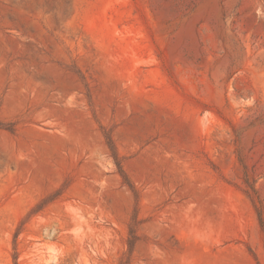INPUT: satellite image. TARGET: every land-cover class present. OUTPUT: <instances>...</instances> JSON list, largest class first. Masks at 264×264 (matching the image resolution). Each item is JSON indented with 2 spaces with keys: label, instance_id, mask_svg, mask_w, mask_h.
<instances>
[{
  "label": "rangeland",
  "instance_id": "374dc122",
  "mask_svg": "<svg viewBox=\"0 0 264 264\" xmlns=\"http://www.w3.org/2000/svg\"><path fill=\"white\" fill-rule=\"evenodd\" d=\"M264 0H0V264H264Z\"/></svg>",
  "mask_w": 264,
  "mask_h": 264
},
{
  "label": "trees",
  "instance_id": "16d2710c",
  "mask_svg": "<svg viewBox=\"0 0 264 264\" xmlns=\"http://www.w3.org/2000/svg\"><path fill=\"white\" fill-rule=\"evenodd\" d=\"M252 202L254 204V207L259 217L260 227L262 231L264 232V209H263L262 203L261 201H259V199H254L253 197H252Z\"/></svg>",
  "mask_w": 264,
  "mask_h": 264
}]
</instances>
